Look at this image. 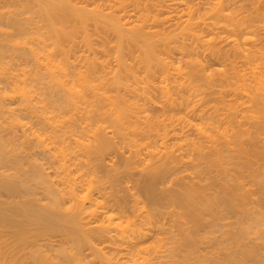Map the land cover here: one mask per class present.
<instances>
[{"label": "bare ground", "instance_id": "6f19581e", "mask_svg": "<svg viewBox=\"0 0 264 264\" xmlns=\"http://www.w3.org/2000/svg\"><path fill=\"white\" fill-rule=\"evenodd\" d=\"M0 264H264V0H0Z\"/></svg>", "mask_w": 264, "mask_h": 264}, {"label": "rangeland", "instance_id": "374dc122", "mask_svg": "<svg viewBox=\"0 0 264 264\" xmlns=\"http://www.w3.org/2000/svg\"><path fill=\"white\" fill-rule=\"evenodd\" d=\"M117 156H118V154H117ZM117 156H116V157H117ZM119 156L121 157V155H119ZM258 157H259V156H258ZM117 158H119V157H117ZM117 158H116V159H117ZM116 159H115V160H116ZM120 159H121V158H120ZM120 159H117V160H120ZM257 159L260 160V161L262 160L260 157L257 158ZM117 162H118V161H117ZM117 162H115V163L118 165L120 161H119L118 163H117ZM105 169H107V168H105ZM182 169H184V168H182ZM182 169H180V171L182 172V174H183V173L185 174L187 171H186L185 169H184V170H182ZM180 171L178 170V172H180ZM183 171H184V172H183ZM185 171H186V172H185ZM178 172L176 173L177 175H175V176H177V178H179V177H178V174H179ZM181 172H180V173H181ZM140 174H142V175L144 174V176H146V175H145L146 173H140ZM140 174L138 173V176H137V174H136V177H135V178L139 177ZM179 176L181 177V174H180ZM140 177L143 178V179L145 178V177H142V176H140ZM140 177H139V178H140ZM141 178L136 180V181L141 180V181L136 182L137 184L139 183V185H136V183H135V186H134V183H132V186H134V188H135V189H134V188H132V189L135 190L134 192H138V193H139L140 198L143 196V197H142L143 202L148 201V204H149V201H150V200H147V199H149V198L146 197L147 194L144 192L145 190H144V188L142 187L143 179H141ZM186 179H188V178H186ZM140 183H141V185H140ZM167 183H169V182H167ZM167 183H166L165 185H168ZM160 185H161L162 187H161V188L159 187L160 189L158 188V190L162 191V190L165 189V192H166V189H167V191H168V189L172 187V185H171V187H168V188H167V187L164 185V183H162V184H160ZM160 185H159V186H160ZM254 185H255V184H254ZM136 186H137V188H136ZM140 186H141V187H140ZM250 186H251V188H252V187H253V188H254V187H258L257 185H255V186L250 185ZM175 187H176V186H175ZM140 188H141V189H140ZM162 188H163V189H162ZM132 189H131V190H132ZM161 189H162V190H161ZM254 189H255V188H254ZM133 190H132V191H133ZM141 190H142V192H141ZM255 190H258V188H256ZM160 191H159V192H160ZM165 192H163V193H165ZM140 193H141V194H140ZM166 193H167V192H166ZM144 197H145V198H144ZM146 198H147V199H146ZM144 200H145V201H144ZM145 203H146V202H145Z\"/></svg>", "mask_w": 264, "mask_h": 264}]
</instances>
